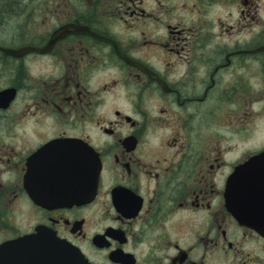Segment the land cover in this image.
I'll use <instances>...</instances> for the list:
<instances>
[{
	"label": "flooded vegetation",
	"instance_id": "obj_1",
	"mask_svg": "<svg viewBox=\"0 0 264 264\" xmlns=\"http://www.w3.org/2000/svg\"><path fill=\"white\" fill-rule=\"evenodd\" d=\"M39 228L88 264H264V0H0V246Z\"/></svg>",
	"mask_w": 264,
	"mask_h": 264
},
{
	"label": "water",
	"instance_id": "obj_2",
	"mask_svg": "<svg viewBox=\"0 0 264 264\" xmlns=\"http://www.w3.org/2000/svg\"><path fill=\"white\" fill-rule=\"evenodd\" d=\"M91 160L89 179H96L100 171L99 162L93 154H83V160ZM97 166V171H96ZM98 184H78L72 191L76 196L69 199L90 201ZM233 185V184H232ZM67 190L69 187H66ZM0 264H88L83 256L68 243L59 240L52 233L42 228L32 235H27L0 246Z\"/></svg>",
	"mask_w": 264,
	"mask_h": 264
}]
</instances>
